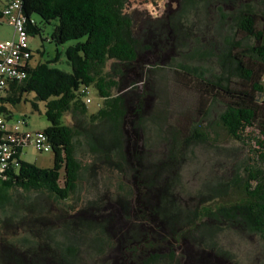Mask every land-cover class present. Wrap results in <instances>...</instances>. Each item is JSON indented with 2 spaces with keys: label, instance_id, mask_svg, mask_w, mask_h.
I'll use <instances>...</instances> for the list:
<instances>
[{
  "label": "trees",
  "instance_id": "1",
  "mask_svg": "<svg viewBox=\"0 0 264 264\" xmlns=\"http://www.w3.org/2000/svg\"><path fill=\"white\" fill-rule=\"evenodd\" d=\"M129 1L20 0V13L28 36L41 37L44 26L52 24L49 41L55 45L72 39L77 41L64 49L70 71L51 65L60 57L58 48L54 57L30 64L32 48L29 44L30 59L24 65H18L25 76L8 77L0 87V117L5 125L20 118L28 126L27 117L15 116L11 107L29 102L33 110H39V102L43 103L49 124L42 130L53 153L52 165L40 167L23 159L25 146H13L12 158L4 169H0V211L5 213L1 224L18 222L20 213L32 204L8 200L10 189L45 191L56 200L66 199L75 191L81 168L75 155L74 137L77 135L84 137L94 160L88 170L100 167L103 172L117 171L121 176L126 175V170L130 173V184L118 181L113 197L96 196L68 216L62 230L66 238L64 247L51 245L50 231H46V239L52 247L49 263L43 262L40 252L35 253L34 234L31 233L30 239L23 238L29 242L23 252L27 264H83V253L98 257L113 250L118 251L120 260L108 264H158L160 259H170L167 262L171 264L179 238L195 241L194 221L198 214L179 204L175 191L178 177L163 176L164 169L147 164L144 146H128L126 119H132L136 134L144 127V93L133 96L125 89L134 83L137 87V82L144 77L140 69L132 75L130 71L145 55H166L170 48L185 44L181 35L186 37L188 33L195 35L196 32L188 27L184 15L176 11L137 21L138 18L128 10ZM181 1L184 13L191 7L198 8V4L214 2L218 10L216 19L222 30L215 32L221 37H215L212 43L196 42L189 55L193 62L218 56L220 73L209 78L201 70L195 71L197 65L189 67L180 63L177 72L186 77L184 84L190 81L202 99H210L209 104L221 101L216 123L231 137L244 142L242 133L246 127L258 126L259 129L257 142L261 151L258 157L262 165L247 168V182L240 187L244 197L230 206L206 209L205 213L211 220L215 219L213 221L239 224L259 234L264 241V12L247 4L235 11L236 15L231 14L225 10L229 0ZM188 28L193 32H188ZM171 35L173 42L169 38ZM82 38L84 40H79ZM91 85L101 98L100 106L94 112H89L86 102ZM132 97L134 101L130 99ZM66 115L70 116L72 125L65 120ZM8 133L0 126V141ZM192 133L193 128L181 137L179 131H174L170 142L175 149L180 142L184 147L189 146L187 142ZM174 152L169 151V159L160 161L162 166L173 168V162L178 160L173 159ZM221 186L219 190L225 192L229 183L224 182ZM198 229L206 230L204 224ZM162 241L166 242L167 252L159 250ZM84 244L89 250L84 251ZM211 244L214 246L213 242L205 245Z\"/></svg>",
  "mask_w": 264,
  "mask_h": 264
},
{
  "label": "rangeland",
  "instance_id": "2",
  "mask_svg": "<svg viewBox=\"0 0 264 264\" xmlns=\"http://www.w3.org/2000/svg\"><path fill=\"white\" fill-rule=\"evenodd\" d=\"M2 1L0 0V4ZM247 4L252 5L258 12H264V0H229L225 10L236 15L235 11ZM182 5L181 0L129 1L128 10L138 18L137 21L149 16L165 15L167 11H176L184 15L189 23L188 27H192L196 33L195 35L188 33L186 37L181 35L182 41L185 42L183 46L172 47L166 55L160 57L147 54L137 66L131 69L130 75L140 69L144 77L137 82V87L134 83L125 90L131 91L133 96L144 93L142 117L145 122L144 127L139 129L140 133L136 134L132 119H126L125 126L130 138V144L127 143L128 146L137 144V148L144 146L146 163H152L168 171L163 170V176L167 174H169L168 177L177 176L178 184L175 191L179 204L186 210H196L198 214V218L194 221L195 241L179 238L175 243L176 256L171 264H223L225 262L227 264H264V241L259 234L239 224L231 225L227 223L228 221H213L215 219L211 220V217L205 213L206 209L230 206L244 197L243 189L240 187L245 185L244 181L248 176L247 168L262 165L258 157L261 151L257 142L259 129L258 126L246 127L242 133L245 135L244 142L231 137L216 123L217 114L222 108L221 101L209 104L210 99H202L201 93L192 86L190 81L184 84L186 77L177 72L179 71L177 64L180 63L187 64L189 67L197 65L195 71L201 70L209 78L213 74L220 73L218 56L212 55L204 61L193 62L189 59V55L196 42L204 45L212 43L215 37H221L215 32L222 30L218 26L219 19H216L218 10L214 2L198 4V8L191 7L187 13H184ZM34 18L38 20L36 15ZM192 28H188V32L189 30L193 32ZM51 29L52 24L44 26L41 37L46 39L43 40L39 35L29 36V44L32 48V57L29 62L34 65L52 58L58 48L61 51L60 57L51 65L70 71V66L65 60L64 49L77 40L72 39L62 45H55L47 39ZM12 32L13 26L5 19L1 20L0 42L10 37ZM169 38L170 41H174L172 35ZM246 41L251 42L249 39ZM38 50L44 52L40 53ZM213 52L219 53L214 49ZM87 91V97L91 99L87 107L89 112H94L99 108L101 98L92 85ZM122 91L120 92L124 93V89ZM130 99L134 101L133 97ZM202 100H205V103ZM11 109L15 116L27 117L28 126L24 129L42 130L49 124L44 115L42 102H39V110H33L29 102H20ZM69 117L66 115L65 120H69L72 125L73 122ZM192 128V136L187 142L189 146L184 147L180 142L175 149L174 144L170 142L172 132L179 131L180 136L185 137ZM74 141L75 155L81 168L75 191L68 198L56 200L45 191H25L21 188L7 191L8 200L32 202V204L20 213L18 222L12 224L7 221L1 224L5 213L0 211V264H27L24 258L26 254L23 252L27 250L29 242L24 241L23 238L30 239L32 234H34L32 245L36 246L35 253L40 252L43 262L49 263V251L52 247L46 239L47 230L52 237L50 244L54 247L56 245L64 247L66 238L62 234L63 223L68 222V216H72L74 210L96 196L102 199L113 197L118 181L130 184L129 170H126L125 176H121L117 171L103 172L99 166L91 171L88 170L94 160L86 140L77 135ZM169 151H175L173 159H178L176 163L173 162V168L162 166L160 163L161 160L169 159ZM22 157L37 166L48 167L52 165L53 153L40 152L31 145H26ZM239 181H242L241 184H237ZM224 182L229 183V186L225 192H221L219 189ZM202 224L206 230L198 229ZM20 238H22L21 241ZM207 242H213L214 246L212 244L206 246ZM165 243L162 241L158 245L162 253L167 252ZM86 250L89 249L85 245L84 251ZM117 253L118 251L113 250L98 257L92 254L88 257L86 253H83L82 261L86 264H108L120 260ZM167 261L171 260L160 259L158 264H169Z\"/></svg>",
  "mask_w": 264,
  "mask_h": 264
},
{
  "label": "built area",
  "instance_id": "3",
  "mask_svg": "<svg viewBox=\"0 0 264 264\" xmlns=\"http://www.w3.org/2000/svg\"><path fill=\"white\" fill-rule=\"evenodd\" d=\"M20 0H8L1 9L0 19L13 26V37L0 42V87L8 77L23 78L25 72L18 65H24L30 59L29 36L20 13ZM87 92V91H86ZM264 101V95L262 97ZM86 98V102H90ZM0 126L9 131L0 141V169H4L14 153V145H31L40 152H49L50 144L43 130L24 129L25 121L16 118L15 122L5 125L0 117ZM23 154V153H22Z\"/></svg>",
  "mask_w": 264,
  "mask_h": 264
},
{
  "label": "crops",
  "instance_id": "4",
  "mask_svg": "<svg viewBox=\"0 0 264 264\" xmlns=\"http://www.w3.org/2000/svg\"><path fill=\"white\" fill-rule=\"evenodd\" d=\"M8 0H3L2 3L0 4V9L3 7V5L5 4V2H7ZM3 20V19H0V21ZM14 32V31H13ZM13 32H12V35L10 37H7L6 39H10L13 37Z\"/></svg>",
  "mask_w": 264,
  "mask_h": 264
},
{
  "label": "clouds",
  "instance_id": "5",
  "mask_svg": "<svg viewBox=\"0 0 264 264\" xmlns=\"http://www.w3.org/2000/svg\"><path fill=\"white\" fill-rule=\"evenodd\" d=\"M6 3V2H5ZM4 6V5H3ZM2 9V8H1ZM1 9H0V13H1Z\"/></svg>",
  "mask_w": 264,
  "mask_h": 264
},
{
  "label": "flooded vegetation",
  "instance_id": "6",
  "mask_svg": "<svg viewBox=\"0 0 264 264\" xmlns=\"http://www.w3.org/2000/svg\"><path fill=\"white\" fill-rule=\"evenodd\" d=\"M146 16H148V15H146ZM158 16V15H157ZM153 17V16H152Z\"/></svg>",
  "mask_w": 264,
  "mask_h": 264
}]
</instances>
